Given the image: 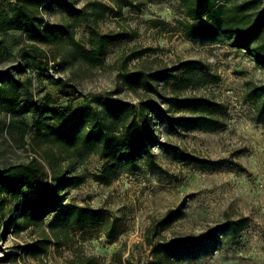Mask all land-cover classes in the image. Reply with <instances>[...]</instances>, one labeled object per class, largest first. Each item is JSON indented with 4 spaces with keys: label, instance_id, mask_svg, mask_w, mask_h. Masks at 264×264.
<instances>
[{
    "label": "rangeland",
    "instance_id": "rangeland-1",
    "mask_svg": "<svg viewBox=\"0 0 264 264\" xmlns=\"http://www.w3.org/2000/svg\"><path fill=\"white\" fill-rule=\"evenodd\" d=\"M56 1L37 8L53 24L64 23L70 8H84L92 22L91 2L114 5ZM132 1L139 7H123L120 15L107 9L91 23L99 33L131 34L97 55L84 20L72 29L75 43L0 32V169L36 157L49 182L56 165L67 179L58 189L60 209L89 204L108 218L94 232L34 248L53 213L17 233L12 224L5 230L14 217L7 212L0 218V264H69L87 255L117 264L115 252L129 264H157L161 243L222 226L230 228L161 264H264V66L225 38L188 40L180 23L190 20L178 0ZM13 4L0 0V15ZM139 50L146 51L132 57ZM35 54L47 69L35 67ZM47 95L61 113L48 123L77 124L76 143L36 140L46 125ZM111 135L142 147L131 159H110L93 143Z\"/></svg>",
    "mask_w": 264,
    "mask_h": 264
},
{
    "label": "trees",
    "instance_id": "trees-1",
    "mask_svg": "<svg viewBox=\"0 0 264 264\" xmlns=\"http://www.w3.org/2000/svg\"><path fill=\"white\" fill-rule=\"evenodd\" d=\"M114 4L110 8L99 7L95 1L91 2L93 20L104 15L110 9L116 15H120L123 7L138 8L139 4L132 0H110ZM185 11L190 23H180L183 35L190 41H196L207 37L225 38L231 46L242 48L256 58L258 63L264 66V0H178ZM56 0H14L10 13L0 15V32L8 30L22 31L30 40L53 41L67 40L75 43L72 29L81 23H89V34L93 43V54H100L109 44L118 40L131 37L126 30L99 33L91 25L90 16L84 8L69 9L67 20L62 24H53L37 11L38 7H47ZM90 21V22H89ZM35 47V45H34ZM146 50L134 52L132 57L141 55ZM33 64L40 70L47 69V61H42L39 55L32 57ZM43 65V66H42ZM55 85H62L60 78H51ZM253 97L259 94L251 93ZM261 96L264 107V88ZM46 105L42 109L45 126L39 129L35 138L39 143H76L78 135L75 134L78 125H70L59 128L48 121L58 120L61 113L57 107L50 106V97L45 96ZM80 125V124H79ZM100 127L101 124L97 122ZM131 126L134 124H130ZM98 149L106 151L110 159L118 155L124 160L131 159L142 147L141 142L129 141L127 138H117L114 135L103 137L93 143ZM92 144V145H93ZM52 182H43L44 167L36 158L31 157L25 163H17L0 169V218L7 212L14 214L5 225V230L12 224L15 232H20L27 227L41 223L50 213L53 217L48 225L47 234L33 243L34 248L48 245L52 238L60 244L61 236H69L75 232H94L108 223V218L102 208L89 204L70 203L63 210L58 206V189L67 179L61 168L51 164ZM12 203V206H7ZM170 211L158 221L161 229L170 219ZM56 225H59L56 228ZM232 227V226H231ZM229 226L215 227L198 238L184 236L170 239L161 243L156 249L157 264L164 259L177 256L183 249L192 246H201L209 241L214 232L224 231ZM51 235V238H50ZM33 248V249H34ZM161 254V256H159ZM117 264H129V260H122L118 253H114L111 262ZM69 264H98L95 256H77L69 261Z\"/></svg>",
    "mask_w": 264,
    "mask_h": 264
}]
</instances>
